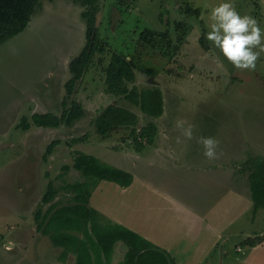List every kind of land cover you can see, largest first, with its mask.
I'll use <instances>...</instances> for the list:
<instances>
[{
	"label": "rangeland",
	"instance_id": "obj_1",
	"mask_svg": "<svg viewBox=\"0 0 264 264\" xmlns=\"http://www.w3.org/2000/svg\"><path fill=\"white\" fill-rule=\"evenodd\" d=\"M81 2L40 0L26 28L0 45V264H75L71 254L60 261V249L52 250L47 237L39 238L34 230L33 213L41 204L48 181L57 191L52 202L70 203L74 192L63 185L83 180V176L75 169L69 172L62 167L72 165L75 150L93 154L102 161L109 159L117 148L136 151L130 139L121 140L127 130L115 131L106 139L90 133L94 117L115 100L137 113L138 127L152 119L106 92L102 66L111 51L131 60L139 88H160L163 113L154 121L162 134L175 139L180 136L179 145L185 150L173 155L171 152L170 159L167 152L162 166L157 164L159 167L152 166L147 172L145 165L146 175L138 180L139 191L129 197L128 207L116 198L115 214L129 215L134 222L141 223L149 215L151 202H156V212L167 223L184 224L174 208L163 209L159 196L162 190L178 201L209 204L204 201L218 195L217 186L227 183L237 188L239 183L242 189L238 188V192L244 197V187L248 189L249 207L237 215L241 200L236 197L232 204L223 205L228 213L235 212L237 220L224 231L218 250L207 259L210 264H242L246 247L241 242L264 231V210L252 212L248 171L240 170V162L251 156H264V53L255 71H241L208 40L210 49L205 51L199 37L204 34L206 38L211 30L210 11L223 2L233 3L241 16L254 17L264 30V0H97L96 27L106 50L95 54L76 85L73 97L83 106V116L73 127H36L30 119V128L16 127L22 116L30 118L35 112L46 111L61 113L64 84L70 77L68 63L84 44L81 13L85 8ZM186 6L198 8L200 15L184 14ZM178 21L187 31L181 44L175 29ZM145 28L169 32V48L165 39L157 47L139 43ZM176 45L178 48L173 50ZM181 118L195 125L193 139L185 140L176 129L175 122ZM86 134L84 140L72 141ZM201 136L219 141L218 152L222 155L210 161V171L193 165L207 160L197 143ZM157 138L155 141H163ZM55 139L59 143L44 159L46 145ZM231 173L238 177L237 182ZM204 179L212 186L207 192L198 189ZM199 192L203 195L193 200ZM93 199L97 204L96 194ZM106 204L112 206V202ZM259 236L262 235L255 237ZM237 247L242 251H237ZM220 250H224L223 255ZM123 255L114 251L113 262L120 261Z\"/></svg>",
	"mask_w": 264,
	"mask_h": 264
},
{
	"label": "trees",
	"instance_id": "obj_2",
	"mask_svg": "<svg viewBox=\"0 0 264 264\" xmlns=\"http://www.w3.org/2000/svg\"><path fill=\"white\" fill-rule=\"evenodd\" d=\"M97 0H82L84 10L81 16L85 23L84 44L79 53L68 63L70 77L64 84V93L61 99L62 111L58 115L52 111L35 112L30 118L22 116L18 128H30V121L36 127L58 128L60 126L73 127L84 114L83 106L74 99L76 85L92 63L95 54L105 52L106 47L99 37L96 27ZM40 0H0V45L12 36L23 31L31 16L39 6ZM88 5V7H86ZM186 15L199 16L198 8L185 7ZM178 32V41L181 44L186 29L181 22L175 23ZM163 39L168 40L169 32L159 33L145 28L139 36L138 42L157 47ZM199 42L205 51L210 46L202 34ZM177 45L173 50L177 49ZM103 82L106 92L137 107L144 115L152 118L145 125L138 127V115L132 109L118 104L117 100L106 105L92 120L93 131L102 138H108L115 131L127 130L122 141L131 140L135 150H141L146 144H151L157 133L154 119L163 113V94L158 87L139 88L135 84V66L127 56L111 51L108 61L102 66ZM30 119V121H29ZM88 133V135L90 134ZM85 136L72 141L84 140ZM59 140H52L46 145L43 158L51 154ZM240 170L248 171L250 198L253 204L252 212L264 210V156L255 155L240 163ZM65 171L75 169L83 176V180L67 182L63 188L73 191L71 204L58 207L52 202L57 194L56 189L48 181L46 190L41 196V204L33 213V223L38 232L49 236L52 243L63 248L60 259L65 260L70 253L74 255L75 264H108L113 244L122 240L128 247L123 261L118 264H174L166 257L162 258L158 251H150L151 244L135 232L120 226L106 224L98 225L90 222L95 220L96 212L87 208L91 190L100 180H108L120 186H127L132 181V175L120 168L114 167L84 151L73 152V162L69 167H62ZM47 204V205H46ZM47 206L45 209L44 206ZM84 226V228H83ZM83 228V229H82ZM73 230L81 232L84 238H78L69 233ZM263 236L247 237L241 243L244 246H254L262 242Z\"/></svg>",
	"mask_w": 264,
	"mask_h": 264
},
{
	"label": "crops",
	"instance_id": "obj_3",
	"mask_svg": "<svg viewBox=\"0 0 264 264\" xmlns=\"http://www.w3.org/2000/svg\"><path fill=\"white\" fill-rule=\"evenodd\" d=\"M156 126L157 133L151 144H146L141 150H136L133 153L130 150L123 151L122 149L117 148V151L113 150V155H110V158L113 157L112 160H109V158L104 161L114 167L129 172L132 175V181L127 186H120L117 183L108 180H100L97 182L96 186L91 190L88 203L85 205L87 208H92L96 212V219L87 222V229L90 230V222H96L100 226H104L106 224L120 225L144 238L152 245L150 251H158L162 258L166 257L168 261L171 260L174 264H210L207 258H210L213 255V252L218 250L219 241L223 238L222 234L224 231L237 220V215H241L246 208L249 207L250 201L247 198L248 189L246 186L244 187V190L246 191V196L244 197L238 192V188L240 186L239 183L238 187L236 184L237 188H233L227 183L221 184L217 186L219 191H217L218 195L204 201L210 202L209 204L199 203L196 205L192 204L194 202L192 200L187 202L178 201L177 199H174L171 194L162 190V192L159 193V196H161L163 200V209H167L169 207L170 209L174 208L175 210L173 211H175L176 215L183 220L184 224L180 223L177 225V222L167 223V221L164 220V217H160L159 212H156L158 209L156 202H151L149 206V215L141 223L134 222L130 219L129 215L123 217L119 214H115L117 212L115 211L117 208L113 206L116 198L118 201H121L122 206L127 205L126 207H128L129 203H127V201L129 200V197L132 198L133 195L139 191L138 180L145 177L147 170L152 166H162L164 161L167 160V152H169L170 159L171 152L173 155L176 151L182 153L184 150L176 142L174 137L162 134V131L160 132L161 128L159 125L156 124ZM159 137L163 141H155V139H159ZM168 139L169 141H166ZM126 152H128V157L126 156ZM210 164L212 163L208 160H201L198 163H193L194 166H201V169L204 171H210ZM145 165L147 166L146 172L144 171ZM70 171L73 170L70 169L69 172ZM231 176L234 181L237 182L238 177H235V173H231ZM207 183L208 181L205 179L202 180L198 189L206 192L207 190L212 189V186H208ZM239 189H242V187ZM94 194H96L97 198H99L96 200L97 204H95V200L93 199ZM201 195H203L202 192H199L193 200L199 199ZM230 196H232V198H229ZM235 197L240 198L241 200L239 202L240 208L236 212L238 213L237 215H235V212L228 213L226 209L222 208L226 202L227 204H232L233 198ZM104 201L106 202L104 203ZM107 202H112V206L106 204ZM50 203H52V201ZM71 203L72 202L63 204L62 202H58L57 205L60 207ZM99 203L101 204L99 205ZM144 224L146 225V229H144ZM34 230H36V228H34ZM152 231H154V233ZM36 232L39 235V238L47 237V240L50 241V247L52 250L60 249V253L57 256L60 258L63 248L54 245L49 236L44 235L37 230ZM68 232L76 235L78 238H84L81 232L73 230ZM257 235L263 236L264 231H260L258 234H254L252 236L255 237ZM226 240L227 238H225L224 241ZM245 247L246 251H243L244 257L242 264H264V239L262 242L255 244L254 246ZM127 250V245L122 240H117L113 244L108 264H118L123 261ZM114 251L124 253L120 261L117 260L113 262L112 259L114 258ZM220 251V254L223 255L224 250ZM237 251L242 250L237 247ZM182 255L185 256L184 259L181 258ZM71 257H74V255L72 256L71 254ZM120 257H117L116 259H120ZM65 260L60 259V261Z\"/></svg>",
	"mask_w": 264,
	"mask_h": 264
},
{
	"label": "clouds",
	"instance_id": "obj_4",
	"mask_svg": "<svg viewBox=\"0 0 264 264\" xmlns=\"http://www.w3.org/2000/svg\"><path fill=\"white\" fill-rule=\"evenodd\" d=\"M211 30L206 40L212 42L222 55L238 70L255 71L257 61L264 53V30L251 15L241 16L233 3L223 2L210 11ZM175 127L185 140L193 139L195 125L185 119H177ZM179 144L181 137L176 138ZM197 143L203 148V155L215 161L222 155L218 152L219 141L213 137L201 136Z\"/></svg>",
	"mask_w": 264,
	"mask_h": 264
}]
</instances>
